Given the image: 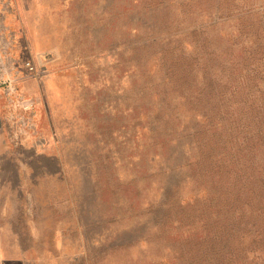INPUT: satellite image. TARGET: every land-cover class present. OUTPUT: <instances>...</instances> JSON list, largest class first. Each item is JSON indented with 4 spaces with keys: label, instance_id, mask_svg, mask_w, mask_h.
<instances>
[{
    "label": "rangeland",
    "instance_id": "1",
    "mask_svg": "<svg viewBox=\"0 0 264 264\" xmlns=\"http://www.w3.org/2000/svg\"><path fill=\"white\" fill-rule=\"evenodd\" d=\"M0 20L38 68L32 130L0 92V264H168L147 204L173 168L170 235L217 218L195 161L204 130L264 117V0H0ZM228 264H264V242Z\"/></svg>",
    "mask_w": 264,
    "mask_h": 264
},
{
    "label": "trees",
    "instance_id": "2",
    "mask_svg": "<svg viewBox=\"0 0 264 264\" xmlns=\"http://www.w3.org/2000/svg\"><path fill=\"white\" fill-rule=\"evenodd\" d=\"M147 13L145 8L144 18ZM232 116L237 125L239 118ZM252 121L254 132L241 139L229 134L218 140L220 130L227 132L224 124L212 126L210 132L204 130L205 140L200 142L202 159H192V166L195 161L207 188L202 206L214 211L217 218L205 219L196 231L190 228L186 234L170 235L174 222L165 219L174 204L179 206L178 199H167L166 183L173 181V168L167 171L164 200L147 204L146 210L159 221L155 226L157 234H169L170 240L178 244L168 264H228L236 250L248 241L264 242V117L253 116ZM196 203L198 200L194 199ZM176 225L180 227L179 222Z\"/></svg>",
    "mask_w": 264,
    "mask_h": 264
},
{
    "label": "built area",
    "instance_id": "3",
    "mask_svg": "<svg viewBox=\"0 0 264 264\" xmlns=\"http://www.w3.org/2000/svg\"><path fill=\"white\" fill-rule=\"evenodd\" d=\"M13 36L0 20V92L9 107L12 131L20 134L33 129L34 115L32 101L20 92L19 86L25 77H36L38 68L31 60L16 57Z\"/></svg>",
    "mask_w": 264,
    "mask_h": 264
},
{
    "label": "crops",
    "instance_id": "4",
    "mask_svg": "<svg viewBox=\"0 0 264 264\" xmlns=\"http://www.w3.org/2000/svg\"><path fill=\"white\" fill-rule=\"evenodd\" d=\"M25 80H27V79H25ZM32 86H34V87H32ZM23 87L25 88V90L29 94L34 93L33 92L34 90L36 91V89H35L36 84L33 81H31V80H29V81L27 80V82H25L23 84ZM32 88H33V91H32ZM2 99H3L2 95L0 94V148H1V145L3 144V141H4V136H3L4 129H3V126H2V116H3V113H4V111L2 113V109H4L3 108L4 105L2 104Z\"/></svg>",
    "mask_w": 264,
    "mask_h": 264
}]
</instances>
